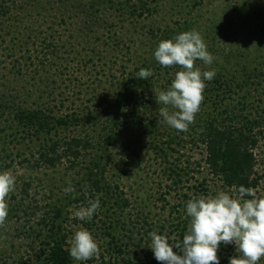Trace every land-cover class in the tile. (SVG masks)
I'll list each match as a JSON object with an SVG mask.
<instances>
[{
	"label": "rangeland",
	"instance_id": "rangeland-1",
	"mask_svg": "<svg viewBox=\"0 0 264 264\" xmlns=\"http://www.w3.org/2000/svg\"><path fill=\"white\" fill-rule=\"evenodd\" d=\"M90 15L94 27L87 24ZM2 83L7 92L13 87L24 107L82 120L11 144L21 157L0 171V264H41L38 233L46 211L55 207L63 210V234L75 254L106 256L111 232L129 247L146 248L149 237L150 245L164 240L176 255L185 251L186 263L180 258L175 264H197V256L178 248L175 228L197 218L200 227L213 221L220 226L216 250L224 264H264L249 252L242 222L251 204L211 176L197 135L217 114L264 116V0H0ZM125 83L145 93L148 110L124 119L108 140ZM146 126L157 128L156 134ZM74 137L94 145L75 166L62 162L39 170L22 161L32 163L40 149ZM255 155L260 205L264 134ZM98 165L112 187L104 202L93 201L87 183L88 169ZM28 185L29 194L23 193ZM195 195L219 210L207 206L192 215ZM150 227L154 232H147ZM77 256V264H89Z\"/></svg>",
	"mask_w": 264,
	"mask_h": 264
},
{
	"label": "trees",
	"instance_id": "trees-1",
	"mask_svg": "<svg viewBox=\"0 0 264 264\" xmlns=\"http://www.w3.org/2000/svg\"><path fill=\"white\" fill-rule=\"evenodd\" d=\"M202 1L200 0V2ZM90 16L92 20H88L87 24L94 27L96 22H94L92 15ZM144 69L149 70L147 67ZM139 71L145 72L143 69ZM3 84H0V126H2L1 133L3 134L0 137V141H3L0 143V171L5 172L13 167L15 162L13 156L18 159L21 157L14 155V151L10 148L11 144L18 141V137L22 135L32 138L45 136L58 127L65 128L70 127L72 124H79L82 119H78L76 115L74 117H72L73 115H65L57 118L50 109L43 106L35 108L24 107V103H17L16 93L10 92L13 91V87L8 88L7 92L4 87L5 84ZM133 87L134 85L125 83L118 93L115 103L118 108V114H115L117 118L108 126V134L106 136L108 140L113 139L116 130L123 125L124 119L132 115L139 117L144 108L148 110V106L142 103L143 99H147L145 98V93L140 94L137 91H131ZM88 115L90 116V114ZM240 116L233 114L224 118V113L217 114L212 119L204 122L197 135L201 144L205 146L207 156L205 164L211 176L216 178L224 188L234 191L236 197L240 198L244 203L251 204L250 216L247 221L242 222L244 228H247L249 252L254 257L261 259L264 258V198L259 200L261 202L259 205L254 192L259 188L261 182V178L256 172L257 157L255 150L260 144L261 135L264 134V116L260 115L254 120ZM92 117L95 116L92 115ZM146 130L152 136L157 132V128L153 129L150 126H146ZM8 131H12V133L8 135ZM93 147L94 145H92L91 141L74 137L70 141L65 142L63 146L53 143L51 146L47 145L43 151L40 149L38 159L34 161L35 163H31L28 159H23L22 161L39 170L56 168L62 162H69L71 166H75L82 161L85 152L90 148L94 149ZM88 170L87 183L91 186L89 194L94 202H104L105 199L102 196L112 190L111 186L104 183L105 169L98 165ZM177 176L179 177V175ZM28 188L29 185L23 188L22 192L29 194ZM195 198L193 203L196 208H194L195 213L192 215L198 216L200 212L205 213V207L207 206L214 208L212 204L205 201L203 202L206 204L203 206L198 195H195ZM87 200H89V197ZM113 204L120 206L117 200ZM18 205L20 206V204ZM122 205L129 206L124 201ZM219 208L214 209L219 210ZM62 216V208L55 207L46 211L42 219V227L38 233L39 238H42L39 242L42 250L41 256H43V260L39 262L41 264H77V255L83 256L80 253L75 254L72 249L67 248V236L63 234L62 230ZM109 220L110 226L108 230L113 229V226L111 227L113 225L111 221L113 217H109ZM191 222L180 221L179 225L175 227L179 238L182 240L181 244H184H180L178 248H184L189 254L188 257L197 256L195 261L197 264H224L223 255L216 250L220 241L217 237L220 226H217V223L213 221L212 225L204 224L203 227H200L195 223L199 222L197 218L191 219ZM163 230L164 227L160 229V234L162 235ZM45 231H47V235H42L43 232L45 234ZM147 232L154 231L150 227ZM107 236L111 238V242L109 243L106 256L103 253H97V255H88L89 253H86L83 256L86 262L89 264H175L180 258H183L182 260L186 263V259H184L185 251L176 250L178 252L176 255V252L164 240L150 245L154 237H149L148 240L150 241L145 243L146 248L141 245L142 243L139 245H136L138 243H132L129 247L119 243V238L113 233H107ZM133 238L129 237L128 239L133 241ZM132 248L140 249L144 256H139ZM96 256L97 258H95Z\"/></svg>",
	"mask_w": 264,
	"mask_h": 264
}]
</instances>
